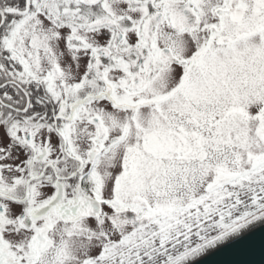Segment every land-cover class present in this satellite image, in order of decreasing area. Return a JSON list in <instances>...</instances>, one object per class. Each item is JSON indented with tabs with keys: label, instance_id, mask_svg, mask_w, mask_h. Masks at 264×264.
<instances>
[{
	"label": "snow or ice",
	"instance_id": "obj_1",
	"mask_svg": "<svg viewBox=\"0 0 264 264\" xmlns=\"http://www.w3.org/2000/svg\"><path fill=\"white\" fill-rule=\"evenodd\" d=\"M264 228V0H0V264H202Z\"/></svg>",
	"mask_w": 264,
	"mask_h": 264
},
{
	"label": "water",
	"instance_id": "obj_2",
	"mask_svg": "<svg viewBox=\"0 0 264 264\" xmlns=\"http://www.w3.org/2000/svg\"><path fill=\"white\" fill-rule=\"evenodd\" d=\"M202 264H264V228L206 257Z\"/></svg>",
	"mask_w": 264,
	"mask_h": 264
}]
</instances>
